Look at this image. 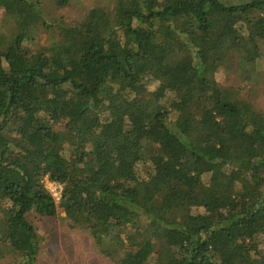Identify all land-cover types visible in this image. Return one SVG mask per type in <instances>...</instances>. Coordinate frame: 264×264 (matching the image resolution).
<instances>
[{"label":"trees","instance_id":"16d2710c","mask_svg":"<svg viewBox=\"0 0 264 264\" xmlns=\"http://www.w3.org/2000/svg\"><path fill=\"white\" fill-rule=\"evenodd\" d=\"M72 2L0 0V258L64 212L116 264H264V0Z\"/></svg>","mask_w":264,"mask_h":264},{"label":"rangeland","instance_id":"374dc122","mask_svg":"<svg viewBox=\"0 0 264 264\" xmlns=\"http://www.w3.org/2000/svg\"><path fill=\"white\" fill-rule=\"evenodd\" d=\"M112 0H73L69 7L62 9L59 13L63 14L68 20L79 18L85 7L88 5L107 6ZM234 1V0H230ZM2 11L0 10V28ZM40 36V42L46 41V36ZM264 62V61H263ZM264 67V63H263ZM155 83L152 84L154 86ZM257 93H251L250 97L257 101L258 105L264 109V74ZM248 93V89L244 90ZM46 187L53 193L55 185L46 182ZM64 212L56 218H37L33 217L40 240L41 250L39 252L40 264H116L114 261L103 256L93 238L87 230L72 228L68 221L63 218ZM8 258V257H7ZM0 264H6V260L0 258Z\"/></svg>","mask_w":264,"mask_h":264},{"label":"built area","instance_id":"2783aa9c","mask_svg":"<svg viewBox=\"0 0 264 264\" xmlns=\"http://www.w3.org/2000/svg\"><path fill=\"white\" fill-rule=\"evenodd\" d=\"M45 180H46V182H51L52 184L55 185V188L52 190V191H53L52 194H53V196L55 197V199H56L57 201H59L60 198H61V193H62V189H63L62 184H60V183L57 182V181H52V180H50L47 176L45 177ZM45 180H44V182H45Z\"/></svg>","mask_w":264,"mask_h":264}]
</instances>
